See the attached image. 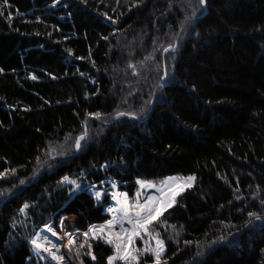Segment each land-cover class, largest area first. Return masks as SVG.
Masks as SVG:
<instances>
[{
	"label": "trees",
	"instance_id": "16d2710c",
	"mask_svg": "<svg viewBox=\"0 0 264 264\" xmlns=\"http://www.w3.org/2000/svg\"><path fill=\"white\" fill-rule=\"evenodd\" d=\"M190 4L198 10L182 32ZM0 13V172L30 178L49 143L60 148L85 119L89 129L81 151L61 149L67 155L23 190L15 177L0 179L11 189L0 196V264H43L28 238L69 199L70 186L57 182L81 171L80 180L108 178L129 197L138 179L194 176L161 217L162 259L264 264V222L245 226L249 212L264 216V0H0ZM169 44L174 52L163 51ZM150 98L140 119L115 118ZM95 112L102 118L88 117ZM25 202L35 206L20 213ZM70 206L94 202L80 193ZM96 221L83 213L74 224ZM110 251L97 243L95 264Z\"/></svg>",
	"mask_w": 264,
	"mask_h": 264
},
{
	"label": "snow or ice",
	"instance_id": "6c2138e0",
	"mask_svg": "<svg viewBox=\"0 0 264 264\" xmlns=\"http://www.w3.org/2000/svg\"><path fill=\"white\" fill-rule=\"evenodd\" d=\"M58 0H53V3H57ZM4 3L7 4V0H4ZM196 4L200 7L206 8L207 0H196ZM192 7V5H189ZM197 8L192 7L191 15H186L185 20L181 22V31L186 30V25L190 23L193 18L196 16ZM2 14V13H0ZM105 16L107 14L105 13ZM11 17V13H9V18ZM109 20H112V17H107ZM113 23H117L118 20H113ZM177 36L180 33L176 34ZM104 39H108L104 37ZM177 45L169 44L167 48H164V52L175 51ZM71 54V52H69ZM93 67L95 64L93 63ZM129 68H132L133 73L136 74V67L133 64L128 65ZM0 72H3V69H0ZM83 75V73H81ZM33 80L37 77L32 76ZM167 80V71L164 72V75L160 77V83L158 87L163 88ZM127 103V100L124 101ZM152 103L151 98L144 102V104L139 108L138 111L129 110V111H119L115 112V118L119 119L121 117H127L130 120H138L141 118V115L147 111V106ZM88 117L101 119L102 114L100 112L89 113ZM104 123H108L107 120H104ZM83 130L76 137L66 136L65 144L61 145L60 148L52 147L51 143L47 150L44 153V158L41 156L35 157L36 166L32 169V175L30 178H20L16 175L17 169H4V171L0 172V179H7L8 177H15L19 180L18 185H13V188H21L23 190L24 186H30L31 182L34 181L41 169L45 167L51 168L53 164L57 161L58 157H64L67 155V152L61 149H64L67 146V149L72 152H79L83 149V143H86L89 138V129H88V120L82 122ZM72 140L73 143L68 145V141ZM83 142V143H82ZM109 164L101 165V168H107ZM85 173L81 171L79 173V177L77 179H71L69 176H63L60 181L57 183L60 185H69V196L73 195L78 191H87L90 195L97 201V203L102 202V197L106 195L103 189L96 190L97 186L91 182H84L80 180V177H84ZM177 177H165L162 181L159 182L160 186L157 187L155 183L152 181L146 180H137L136 183L140 186V188H156L157 192L160 193L158 196L149 195L146 199L141 202L140 196L141 193L138 190L136 193V198L132 201L129 200L127 193H112L111 198L116 201V206H108L106 211L112 213V218L105 222V225H90L88 230L85 231L82 235L84 236V242L79 244V248L83 249L87 244V251L84 253L92 261H96V256L92 253L91 248L92 244L89 243V237L92 239H103L105 244L111 245L113 248V254L107 256V264H116L117 261H123L124 264H140V258L142 254L148 253L149 258L153 260V264H168L167 260H163L162 257L165 254V241L160 238V232L157 230L160 226L167 223L166 217L161 219L164 216V213L171 209L176 203V196L182 193L185 189H189L193 187V182L195 180L194 176H188L184 179L182 183L178 186L174 187L175 181H177ZM108 183L107 180L100 181V184ZM111 187L116 188L117 184L115 181L111 182ZM166 189H171L167 195H165ZM11 189L8 190H0V196H3L6 192H10ZM240 199L239 196L236 197ZM261 205L264 206V199L260 201ZM35 206L33 203L25 202L20 208V213H26V210L30 207ZM249 220L245 222V226L247 224H251L253 220L264 222V216H261L254 212L248 213ZM125 222L130 227H125ZM223 223V222H222ZM120 226V231L116 232L113 229L114 225ZM15 226V223L13 224ZM61 226H63V219L61 220ZM175 228V226H172ZM232 227H235L233 225ZM43 228L51 233V236L57 237V239H61L57 232L54 231L53 225L50 223H45ZM142 233L150 237L151 240L155 241V245L149 243L148 240L145 241V247L143 249H137L134 247H130L133 244V241L137 237L142 238ZM178 234V233H177ZM79 235L78 232L73 233H65V236L68 237L67 244L63 245V247L67 248L69 251V255H72V246L76 243L75 237ZM229 235H232L229 233ZM29 239L30 244L33 247L36 255L40 256L41 259L51 258L52 261L57 262V264H69L68 261L65 260V256L63 254H58L60 252L61 245H58L47 235H44L42 232H35ZM227 236L221 235L216 240H212L208 242L209 244H216L218 242L225 241ZM192 241H185V245L192 244ZM198 248H202L203 246L199 241L195 242ZM179 250V249H178ZM41 253H47L48 256L44 257ZM201 253L198 252L197 255ZM80 253L77 251L76 256L79 257ZM175 255V253L173 254ZM79 264H83V260L79 261Z\"/></svg>",
	"mask_w": 264,
	"mask_h": 264
},
{
	"label": "rangeland",
	"instance_id": "374dc122",
	"mask_svg": "<svg viewBox=\"0 0 264 264\" xmlns=\"http://www.w3.org/2000/svg\"><path fill=\"white\" fill-rule=\"evenodd\" d=\"M184 179L185 178H178L177 181H175V183H174V187L178 186L181 183L178 180H184ZM104 180H107L108 183L103 184V185H101L100 182L94 183L97 186L96 190L103 189L104 192L106 193V195L102 197L101 203H97V201L90 195L89 192L78 191V192H75L73 195H71L69 197L68 201L65 202L59 208V210L54 212V214L52 215L53 222H56L58 224V222L61 223V220L63 219V226H59L57 229H54V231L57 232L58 236L61 239H57V237L51 236V233H48L43 227L38 230L39 232H42L44 235H47L49 237V239H51L52 241H54L58 245H61L60 252L58 254H63L65 256V260L68 261L69 264H79L80 260H83V264H86L87 259L90 260L91 264H95V261H92L90 259V257H88L87 255L84 254L88 250L87 244L85 245V247L83 249L79 248V244L84 242V239H85L82 234L88 230V227L90 225H87L85 227H81L78 224H74V223H76V219L80 222V216L83 215V213L84 214L86 213V214H89L90 217L97 219L96 224H93V225H97V226L105 225V222L112 218V213H109L108 211H106V208L108 206H112V207L116 206V201L111 198V194L112 193H126L122 190H119L118 185L116 188H112L111 187L112 180H110V179H104ZM159 186H160V184L157 185V187H159ZM138 190L141 193V196H140L141 202H143L146 199V197L149 195H152V196L160 195V193L157 192L156 188H154V189L152 188V190L154 191L153 192L152 190H149V188H143L142 189L139 186L137 191ZM137 191H136V193H137ZM169 191H171V189H166L165 195H167ZM80 193H84V194L86 193L93 200L94 206L92 208H87L85 206H80V207L70 206L71 200L74 199L75 196L77 194H80ZM136 193L132 197L128 196L130 201H132L136 198ZM177 197H178V195L176 196V198ZM77 215L79 216V219H78ZM81 223H82V219H81L80 224ZM124 226L130 227L129 225H127L126 222H125ZM113 229H114V231L119 232L120 226L118 224L114 225ZM66 232L67 233H73V232L79 233V235H77L75 237L76 243L72 246V255H69L68 249L63 247V245L67 244V242H68V237L65 236ZM146 240H148L149 243L152 244L153 246L155 245L154 240H151L150 237H148L147 235L142 233V238L141 237L135 238L133 241V244L130 245V247H134L137 249H143L146 246L145 245ZM100 241L104 242V240L102 238L101 239H92L91 237H89L88 242L92 244L91 251H92L93 247L97 243H99ZM31 247H32V245H31ZM110 248H111V251H110L109 255H112L113 254V248L111 245H110ZM32 251H33L34 255L36 256V258L39 259L43 264H57V262L52 261L50 257L46 258V259H41L40 256L36 255L35 251L33 250V247H32ZM77 251H79V253H80L79 257L76 256ZM41 255L44 257L48 256L47 253H41ZM144 255H150V254H148V253L142 254V256L140 258V264H144V260H143ZM116 264H124V262L123 261H117ZM151 264H153V263H151Z\"/></svg>",
	"mask_w": 264,
	"mask_h": 264
},
{
	"label": "bare ground",
	"instance_id": "6f19581e",
	"mask_svg": "<svg viewBox=\"0 0 264 264\" xmlns=\"http://www.w3.org/2000/svg\"><path fill=\"white\" fill-rule=\"evenodd\" d=\"M178 181H180L181 183H182V181H184V180H178ZM154 189V188H153ZM149 190H152V188L151 189H149ZM153 191V190H152ZM154 192V191H153Z\"/></svg>",
	"mask_w": 264,
	"mask_h": 264
}]
</instances>
